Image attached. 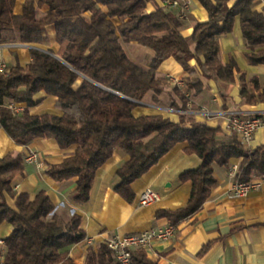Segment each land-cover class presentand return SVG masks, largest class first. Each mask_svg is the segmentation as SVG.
<instances>
[{"label":"trees","instance_id":"trees-1","mask_svg":"<svg viewBox=\"0 0 264 264\" xmlns=\"http://www.w3.org/2000/svg\"><path fill=\"white\" fill-rule=\"evenodd\" d=\"M15 1L0 0V44L12 34L22 44L40 45L46 27L52 25L57 51L29 49L28 64L0 71V128L17 146L52 139L61 150L74 148L71 156L46 171L55 182L76 178L71 194L74 203L88 202L96 172L117 149L128 160L116 171L113 191L128 203L135 199L131 184L177 143L186 142L185 153L199 157L197 168L179 176L180 182H191L185 206L156 213L172 226L193 216L207 200L217 184L213 165L225 167L231 159H240L236 181L264 178V144L247 148L235 137L220 140V128L185 114L179 115L178 122L160 114H134L148 94L158 102L168 87L169 80L155 74L168 58L189 73L181 82L195 93L205 90L208 80L230 84L238 75L240 97L247 104L264 103V83L256 77L247 81L233 58L222 64L218 57V40L232 32L238 17L250 50L245 54L248 62L264 65V14L256 9L260 0H195L207 18L195 22L188 36L181 33L183 19L167 7L155 4V9L147 12L148 4L155 0H24L20 14L14 13ZM130 42L153 51L148 70L127 57L121 43ZM192 60L199 68L198 75L189 65ZM41 92L55 98L60 116L29 112L40 102L35 97ZM172 92L182 105L169 95L171 107L186 109L188 100L180 87L174 85ZM10 104L23 106V111L13 112ZM24 163L20 152L0 158V225L11 226L0 246V264H75L69 247L86 237L81 217L73 214L62 222L53 214L54 204L44 190L33 199L13 190L11 182L24 174ZM8 199L14 201L13 206ZM211 244H205L200 254ZM83 264L119 262L100 243L96 250L88 247ZM130 264L157 262L138 249L131 253Z\"/></svg>","mask_w":264,"mask_h":264},{"label":"crops","instance_id":"crops-1","mask_svg":"<svg viewBox=\"0 0 264 264\" xmlns=\"http://www.w3.org/2000/svg\"><path fill=\"white\" fill-rule=\"evenodd\" d=\"M187 11L183 18L181 33L191 34L195 22L207 18L206 11L195 0H185ZM235 0H231L233 2ZM24 0H16L14 13L20 14ZM155 4L161 6L159 0L147 6V12L155 9ZM105 11L104 7H101ZM174 9V8H173ZM172 15H178L174 9ZM264 14V0L256 7ZM44 10L40 11V14ZM45 39L42 44H22L15 35L8 34L7 42L0 44V62L8 69L16 64L25 66L31 61L29 49H39L45 52L57 51L55 31L52 25L46 27ZM219 60L222 64L233 58L240 72L248 81L256 77L259 83H264V65H251L245 54L248 53L245 40L242 37L240 20L237 17L231 33L219 38ZM127 57L137 66L148 70L154 56L153 51L145 50L135 42L121 43ZM259 47L255 48L258 50ZM189 65L199 74V68L194 60ZM156 77L167 78L169 85L158 96V102L153 101V94H148L140 106L134 111L136 116L160 114L178 122L179 115L185 114L197 122L211 127L220 128V140H230L233 136L225 129L224 112L238 111L243 114L264 112V103L247 104L240 97L238 75L234 83H223L217 80L206 81L207 88L200 93L183 86L182 80L189 76L173 58L163 61L157 68ZM79 84L77 81L76 85ZM178 85L188 102L186 109L172 108L169 95L180 107L181 102L172 92V87ZM40 102L29 108L31 114L49 113L60 116L61 109L54 97L41 92L36 97ZM206 111L209 115H203ZM264 144V128L255 132L252 141L245 145L255 148ZM186 142L177 143L163 155L143 176L131 184L135 194L132 203L123 200L113 191L117 183L116 171L127 160L128 156L117 149L111 158L98 169L93 181L90 197L84 204H76L71 194L76 188V178L55 182L46 171L63 159L74 153V148L61 150L52 139H37L26 146H17L0 128V158L9 152H20L23 156L36 153L41 167L34 163H24V174L17 176L11 182V187L18 193H26L33 199L39 190H44L54 204L53 214L62 222H66L73 214L81 217V228L85 239L69 247V256L75 264H83L88 247L97 249L103 240L116 235L140 233L150 229L169 225L165 218H157L161 210H176L187 203L191 182H180L179 176L191 169L197 168L201 160L196 155L185 153ZM240 159H231L228 166L213 165L217 184L212 188L207 200L193 216L181 221L176 226L173 237L166 242H155L145 249L148 258L157 264H264V179L259 188L249 191L245 196L233 197L229 194L233 180L228 171L233 165L239 166ZM150 189L158 194L159 199L148 206L138 202L140 194ZM9 205L14 201L8 199ZM52 214V215H53ZM50 215L48 219L51 218ZM11 232L7 223L0 225V239L4 240ZM212 242L208 251L200 254L202 247Z\"/></svg>","mask_w":264,"mask_h":264},{"label":"built area","instance_id":"built-area-1","mask_svg":"<svg viewBox=\"0 0 264 264\" xmlns=\"http://www.w3.org/2000/svg\"><path fill=\"white\" fill-rule=\"evenodd\" d=\"M162 6L175 8L179 10L178 17L183 19L187 11V2L185 0H165L161 2ZM5 64L0 62V71L8 72ZM15 113L23 111V106L10 104L8 106ZM203 115H209L203 111ZM226 118L225 129L243 145H248L255 134L261 128H264V112H254L243 114L238 111L228 110L224 112ZM26 163H34L41 167L36 153H28L24 156ZM239 166L233 165L228 171V176L233 180L229 194L233 197L245 196L249 191L259 188L264 178L254 179L248 183L238 182L235 180ZM159 199L157 193L150 189L144 190L138 202L141 206H148ZM176 231V226L167 225L161 228L150 229L140 233H130L125 235H116L103 240L108 249L113 253L119 264H130L131 253L135 250H145L155 242H166L170 240ZM0 246H3V240L0 239Z\"/></svg>","mask_w":264,"mask_h":264},{"label":"rangeland","instance_id":"rangeland-1","mask_svg":"<svg viewBox=\"0 0 264 264\" xmlns=\"http://www.w3.org/2000/svg\"><path fill=\"white\" fill-rule=\"evenodd\" d=\"M173 9V8H172ZM175 9V8H174ZM174 9L173 10H170L172 13L174 12ZM141 46V45H140ZM141 47H143V46H141ZM145 50H148V51H151V49H149V48H146V47H143Z\"/></svg>","mask_w":264,"mask_h":264}]
</instances>
